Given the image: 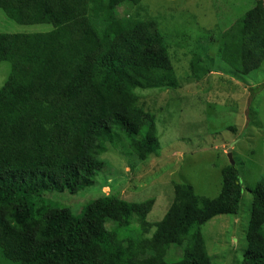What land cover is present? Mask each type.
I'll return each mask as SVG.
<instances>
[{
  "label": "trees",
  "instance_id": "obj_1",
  "mask_svg": "<svg viewBox=\"0 0 264 264\" xmlns=\"http://www.w3.org/2000/svg\"><path fill=\"white\" fill-rule=\"evenodd\" d=\"M141 9V0H0L16 24L51 26L0 33V64L10 65L0 87V264H212L203 227L238 215L244 189L234 163L220 170L213 199L173 183L153 223V199L126 203L118 191L86 206L80 197L59 202L121 177L103 160L107 144L142 162L161 149L156 116L139 93L176 89V66L157 21ZM222 35L217 51L233 73L257 71L263 2ZM199 65L194 57L188 67L195 74ZM247 191L252 210L237 264H264V175Z\"/></svg>",
  "mask_w": 264,
  "mask_h": 264
},
{
  "label": "rangeland",
  "instance_id": "obj_2",
  "mask_svg": "<svg viewBox=\"0 0 264 264\" xmlns=\"http://www.w3.org/2000/svg\"><path fill=\"white\" fill-rule=\"evenodd\" d=\"M258 1L264 4V0H141L140 15L157 21L176 66V89L139 93L140 105L156 116L161 149L157 156L142 162L121 146L107 144L103 160L121 177L97 185L90 193L59 197L61 204L66 206L80 197V206H86L100 192L108 195L118 191L117 197L126 203L153 199L147 221L157 222L173 199V183L188 184L199 196L217 197L220 170L230 162V154L244 189L238 215L218 217L203 227V234L212 264H237L245 248L252 210V193L247 188L254 189L264 175V61L250 76H242L233 73L217 50L223 44L222 34L234 32L242 16ZM122 11L118 9L119 15ZM50 30L46 24L18 25L0 10V33ZM194 57L200 59L195 74L188 67ZM9 71L8 63L0 64V87ZM131 159L138 168L134 174ZM130 235L134 237L132 232Z\"/></svg>",
  "mask_w": 264,
  "mask_h": 264
},
{
  "label": "water",
  "instance_id": "obj_3",
  "mask_svg": "<svg viewBox=\"0 0 264 264\" xmlns=\"http://www.w3.org/2000/svg\"><path fill=\"white\" fill-rule=\"evenodd\" d=\"M228 159L230 160L231 164H233L232 160H231V155L227 154Z\"/></svg>",
  "mask_w": 264,
  "mask_h": 264
}]
</instances>
